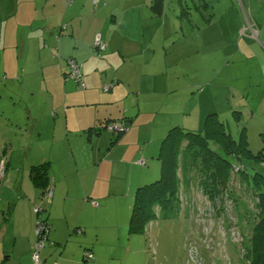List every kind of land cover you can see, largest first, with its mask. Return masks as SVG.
<instances>
[{"label": "crops", "instance_id": "1", "mask_svg": "<svg viewBox=\"0 0 264 264\" xmlns=\"http://www.w3.org/2000/svg\"><path fill=\"white\" fill-rule=\"evenodd\" d=\"M153 4L0 0V81L10 93L0 95L3 132L15 129L24 144L41 142L49 159H67L49 170L53 196L48 198L32 181L33 166H13L14 152L3 153L11 160L0 183V264H34L38 206L45 209L41 218L54 243L41 250L42 264H112L132 255L138 239L125 226L127 211L113 198L128 193L131 208L138 188L153 176L149 159L159 158L168 131L191 126L186 105L172 99L185 95L188 64L194 56L200 66L206 51L201 28L194 42L186 39L189 32L180 35L173 0H164L161 15ZM99 33L107 43L103 54L94 46ZM69 58L82 63L85 89L67 78ZM106 85L112 88L106 91ZM110 121H126L128 129L118 137L106 129ZM8 143L10 138L0 135V147ZM86 250L94 260H85Z\"/></svg>", "mask_w": 264, "mask_h": 264}, {"label": "rangeland", "instance_id": "2", "mask_svg": "<svg viewBox=\"0 0 264 264\" xmlns=\"http://www.w3.org/2000/svg\"><path fill=\"white\" fill-rule=\"evenodd\" d=\"M173 3L180 11V35L183 31L189 32L190 37L186 39L194 42V33L201 28V37L206 40L205 60L201 58L199 66L195 60L199 57L193 56L192 63L188 64L190 83L186 84L189 88L185 89V95L172 99L174 104H183L184 108L186 105L187 112L192 114L187 130L203 131L206 117L218 113L227 124L228 132L238 141L245 132L249 148L258 153L264 147V0H173ZM211 41L216 43L210 45ZM1 94L4 98L10 94L2 81ZM5 129L6 122L0 118V135L10 138L8 146L0 147V168H5V176L8 160H11L3 154L7 149L9 155L14 152L13 166L49 163V168L55 169L57 163L67 161L49 159V152L43 154L41 142L29 140L24 144L15 129L8 134L3 132ZM162 142L160 147L157 145L158 151ZM190 156L193 157L184 152L181 158L180 202L164 211L157 207L158 219L150 223L146 234L135 235L139 243H132L133 256L128 255L126 261L112 260V264H246L245 245L249 244L258 220L256 195L248 189L239 171L218 196H210L202 185L205 175L194 166ZM79 158L81 167L84 160ZM149 161L148 174L153 173V176L144 184L157 181L161 175L159 158ZM235 161L238 171L242 162ZM243 162L249 169L253 165L247 158ZM141 165L146 168L145 164ZM256 168L264 173L263 167ZM134 198L135 195L133 203ZM113 199H117L125 214L127 211L125 221L121 215L119 223L124 221L128 226L132 215V207L126 206L128 200L130 202L129 194Z\"/></svg>", "mask_w": 264, "mask_h": 264}, {"label": "trees", "instance_id": "3", "mask_svg": "<svg viewBox=\"0 0 264 264\" xmlns=\"http://www.w3.org/2000/svg\"><path fill=\"white\" fill-rule=\"evenodd\" d=\"M164 8V0H154L152 9L156 15L163 14ZM109 123L112 122H108L107 125ZM117 134L118 137L121 136V132ZM184 152L193 156L190 158L192 162L194 161V166L205 175L202 179L203 189L212 197L218 196L231 181L235 180L238 176L237 172L242 171L241 177L246 181V186L257 197L258 210V220L249 244L245 245L244 257L246 264H264V173L256 168V166L264 168L262 163L264 147L258 153H253L249 148L245 132L240 141L236 140L233 134L228 132L227 124L219 118L218 113L206 117L203 131H190L181 126L173 127L169 131L159 153L160 179L138 188L132 206L129 234H146L150 223L158 219L157 207L164 211L176 202H180L179 171ZM244 158L252 162L250 169L245 166ZM234 160L242 162L238 171ZM49 167V163H45L33 166L31 169L34 185L43 192H46L50 185Z\"/></svg>", "mask_w": 264, "mask_h": 264}, {"label": "built area", "instance_id": "4", "mask_svg": "<svg viewBox=\"0 0 264 264\" xmlns=\"http://www.w3.org/2000/svg\"><path fill=\"white\" fill-rule=\"evenodd\" d=\"M101 0H93L95 5H98ZM62 33H66V26L62 28ZM95 48L96 50L102 54L106 51L107 49V43L104 41L102 35L99 33L95 37ZM68 65H69V72L67 73V78L75 80L76 82L81 84L82 89L86 88V85L84 83L83 79V65L79 61H77L74 58H69L68 59ZM112 88V85H106L105 90L109 91ZM106 129L112 132H122L128 129V124L125 121L121 122H115V123H109L106 126ZM141 164H146L145 160L140 161ZM5 176V168L2 167L0 168V179L4 178ZM46 196L48 198H51L53 196V190L50 188L46 191ZM35 212L38 216H40V219L38 220L37 223V228H36V234L38 237V242L37 245L34 249V252L32 254V259L34 264H42V260L40 257V252L41 250L47 245H53V242H50L49 240V232H50V227L48 224V221L46 218H41L42 214H44L45 209L42 206H38L35 209ZM82 230H78V233H82ZM47 236V237H46ZM84 258L86 261H92L94 260V254L90 250H86L84 253ZM58 264V263H55Z\"/></svg>", "mask_w": 264, "mask_h": 264}]
</instances>
